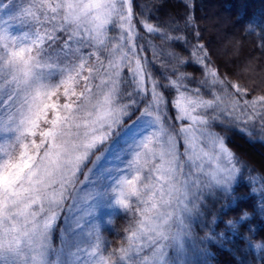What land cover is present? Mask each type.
Listing matches in <instances>:
<instances>
[{"label":"snow or ice","instance_id":"obj_1","mask_svg":"<svg viewBox=\"0 0 264 264\" xmlns=\"http://www.w3.org/2000/svg\"><path fill=\"white\" fill-rule=\"evenodd\" d=\"M133 4L0 0V264H211L187 259V250L209 255L210 243L227 249L250 214L224 221L227 233L214 231L213 215L198 238L193 223L204 219L206 197L222 201V214L242 200L235 193L242 181L259 192L264 216V176L252 175L212 127L264 143V95L234 99L247 89L221 78L199 43L187 58L167 51L176 79L161 84L142 55L145 44L137 43L144 37L136 22L162 41H147L153 61L164 43L189 42L134 14ZM189 63L204 69L199 87L185 83L190 75L180 68ZM160 88L176 93L175 119L187 121L178 133ZM101 207L130 221L117 248L103 235ZM245 239L264 253V242Z\"/></svg>","mask_w":264,"mask_h":264},{"label":"trees","instance_id":"obj_2","mask_svg":"<svg viewBox=\"0 0 264 264\" xmlns=\"http://www.w3.org/2000/svg\"><path fill=\"white\" fill-rule=\"evenodd\" d=\"M133 12L139 13L149 23L159 25L172 35H182L189 42L187 48L180 42L164 43V51L160 52L158 58L153 61V50L147 47V41L152 40L156 45H161L162 41L159 36L148 34L141 24L134 21L138 32L144 37V39L137 38L138 45L145 44L142 55L149 58V68L153 78L161 84L168 82L166 76L176 79L170 70L173 61L165 51H174L187 58L191 45L199 43L207 49L211 64L221 78H226L247 89L244 97L237 95L234 99L242 103L243 99L251 100L254 96L264 95V0H134ZM145 12L149 14L145 16ZM189 16L191 23L186 26L185 20ZM172 21L178 23V28H173ZM250 24L251 28H249ZM196 33L198 36L195 35ZM180 71L190 75V79H187L190 83L199 84L204 78L203 67L195 64H186L180 68ZM159 91L167 101L168 115L175 117L176 112L172 104L175 91L164 88H160ZM233 91L234 89L229 88V92ZM143 106L141 104V108ZM138 114L139 111H136L131 119L134 120ZM128 122L131 120L127 119L126 123ZM212 127L214 131L226 136L227 146L249 169L254 170L252 175L264 176V143L250 142L248 137L230 128L220 127L219 123H214ZM255 139L254 133L253 140ZM248 174L245 172V176ZM235 193L238 197L244 198L227 209L224 214L220 211L222 201L217 202L211 197H206L207 207L203 208L204 219L194 221L193 235L195 238L204 237L208 231L205 225L213 215L217 217L216 224L213 225L214 231L227 233L224 221L236 220L243 212H248L250 214L248 220L241 222L240 234L233 235V240L228 243L227 249L210 243L209 255L203 256L205 260L211 259V264H241L242 260H251L253 264H264L259 260V256L264 253L250 248L249 240L245 239V237L250 238L253 244L264 242V216H261L256 208L260 194L252 193L250 185L244 181L235 188ZM126 221L125 216L115 218V232L111 231V235L108 234L111 238V248H117L124 242V229L129 224ZM249 224L252 231L248 230ZM196 240L202 248L203 245L198 239ZM246 251L247 255H245Z\"/></svg>","mask_w":264,"mask_h":264},{"label":"rangeland","instance_id":"obj_3","mask_svg":"<svg viewBox=\"0 0 264 264\" xmlns=\"http://www.w3.org/2000/svg\"><path fill=\"white\" fill-rule=\"evenodd\" d=\"M166 53H167V51H165ZM164 52V53H165ZM125 71H127V70H125ZM185 83H187L191 88H195V87H199L200 85L199 84H195V82H192V83H190V82H187V80H185ZM198 85V86H197ZM202 90V92H204V95L205 96H209L208 94H207V92L206 91H204V89L202 88L201 89ZM175 95H176V93H175ZM205 98H208V97H205ZM176 112V111H175ZM139 115V114H138ZM126 120H127V118L124 120V124L125 125H127V124H129V123H131V122H128V123H126ZM166 123H168L167 122V120H166ZM182 124L183 125H186L187 124V121H184V122H178V121H176V119H175V117H172V120H171V124L169 125V127H170V130L171 131H173L174 133H178V131H179V128L182 126ZM178 126V127H177ZM177 139H178V141H180L179 142V150L181 151V152H183V150H184V145H183V142H182V140H180V137L179 136H177ZM97 154H99V153H97ZM94 158V157H93ZM88 167H91V164H89L88 165ZM87 172V168H85L84 169V173H86ZM80 180H83L84 179V174L82 173V174H80ZM66 206H67V204H66ZM62 215H63V213H62ZM120 216H124L123 214H121L120 213V211L118 210V209H114V208H106V207H101L100 209H99V212H98V214H97V218H98V220H99V223H100V225H101V229H102V232H103V235H104V237H105V239L106 240H108V241H110V237H109V235L108 234H110L111 235V230H109L110 228H114L115 229V218L116 217H120ZM127 218V217H126ZM109 220H111L112 221V223L110 224L109 223ZM126 222H130L129 221V219L127 218V221ZM61 226H62V221H61ZM106 230V232H104ZM193 238H195L194 237V235H193ZM196 243L199 245V243H198V241L196 240ZM53 244H54V246H59V239H58V233H54L53 234ZM200 246V245H199ZM186 257H187V259H190V260H192V261H204L205 260V258H204V256L203 255H198L193 249H191V248H189L188 250H187V252H186Z\"/></svg>","mask_w":264,"mask_h":264}]
</instances>
